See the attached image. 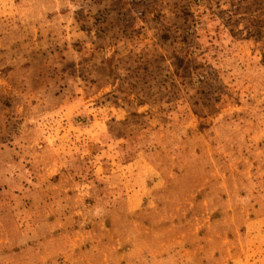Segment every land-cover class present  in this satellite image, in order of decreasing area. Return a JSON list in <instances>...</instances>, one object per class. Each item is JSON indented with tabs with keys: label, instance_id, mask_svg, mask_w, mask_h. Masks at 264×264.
Segmentation results:
<instances>
[{
	"label": "rangeland",
	"instance_id": "rangeland-1",
	"mask_svg": "<svg viewBox=\"0 0 264 264\" xmlns=\"http://www.w3.org/2000/svg\"><path fill=\"white\" fill-rule=\"evenodd\" d=\"M0 264H264V0H0Z\"/></svg>",
	"mask_w": 264,
	"mask_h": 264
}]
</instances>
